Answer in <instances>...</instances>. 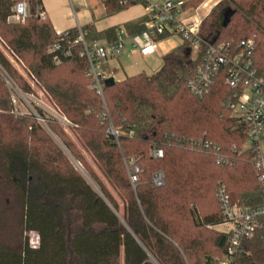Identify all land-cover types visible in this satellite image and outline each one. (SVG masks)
<instances>
[{
  "label": "trees",
  "instance_id": "1",
  "mask_svg": "<svg viewBox=\"0 0 264 264\" xmlns=\"http://www.w3.org/2000/svg\"><path fill=\"white\" fill-rule=\"evenodd\" d=\"M23 1L28 18L10 22ZM204 1L188 0L183 10ZM42 2L0 0V264H219L229 235L216 229L223 224L218 188L225 186L233 205H264L255 154L243 149L247 128L225 106L224 80L203 98L193 95L187 85L199 60L181 39L154 74L128 77L101 97L79 46L73 58L55 63L52 46L75 40L79 30L59 36ZM135 5L104 2L108 16ZM81 31L88 42L117 38V29ZM200 38L204 50L252 40L254 64L264 71V0H222L202 20ZM6 81L25 95L42 92L69 125L37 107L38 118L16 114ZM202 140L228 161L219 164L214 152L194 146ZM156 147L163 158L153 157ZM130 161L140 170L135 183ZM158 173L161 187L153 182ZM26 233L38 234L37 247ZM241 250V264H264V228Z\"/></svg>",
  "mask_w": 264,
  "mask_h": 264
},
{
  "label": "built area",
  "instance_id": "2",
  "mask_svg": "<svg viewBox=\"0 0 264 264\" xmlns=\"http://www.w3.org/2000/svg\"><path fill=\"white\" fill-rule=\"evenodd\" d=\"M219 3H215L213 7L203 4L211 12ZM120 4H137L144 7L147 20L141 32L128 35L125 30H120L114 41L100 43L88 42L81 28H78L79 35L75 40L61 39L60 41L63 42L54 44L50 49L51 53L57 55L55 63L61 64L63 59L73 58L79 46V54L86 60L93 88L99 96L103 97L105 81L109 79L101 69L103 60L122 56L126 53L128 46L131 52H138L142 56L154 55L161 38L166 34L177 36L188 42L191 45L192 58L199 60L188 81V88L193 95L203 98L217 81L224 80L229 91L225 106L238 123L247 128V142L243 149H250L255 154L252 165L264 186V150L261 145L264 139V71H260L254 64L253 41L207 45L204 50L200 38V26L203 19L200 20L199 17L191 21L182 19L184 1L120 0ZM29 13V4L23 1L14 7L9 21L24 22ZM64 33H58V35L61 36ZM15 113L17 114L16 111ZM60 123L64 127L69 125L65 118ZM110 134L114 135L116 132L112 130ZM194 146L214 152L219 164L228 161V158L221 154V148L210 142L202 140L194 143ZM232 151L237 153L238 149L233 147ZM152 154L156 159L164 156L163 150L159 147L154 148ZM127 169L132 183H135L140 173L138 166L134 161H130ZM153 182L157 187H161L164 184L163 174H156ZM217 196L223 209V224L220 226H226L227 231L223 233L229 235L226 252L219 259V264H241L238 258L242 253L243 243L251 239L257 230L264 228V205L257 209L233 205L223 185L218 188Z\"/></svg>",
  "mask_w": 264,
  "mask_h": 264
},
{
  "label": "rangeland",
  "instance_id": "3",
  "mask_svg": "<svg viewBox=\"0 0 264 264\" xmlns=\"http://www.w3.org/2000/svg\"><path fill=\"white\" fill-rule=\"evenodd\" d=\"M73 1V6L75 11L79 13L82 10H88L91 15V26H93L99 18L105 17L106 13L103 11L104 6L102 0H86V2L82 3V5L78 4L75 0ZM96 1V2H95ZM222 0H220L221 2ZM217 2V0H205L208 6L213 7V5ZM98 3V4H97ZM97 8V9H96ZM210 12L209 8L202 4L197 10H193L190 12V15H195V17H199L201 20L204 18L207 13ZM95 14V16H93ZM78 22L82 24L81 17L78 14ZM77 23V21L75 20ZM82 28L85 30V26L82 24ZM86 32V31H85ZM181 39L177 36H172L170 38L164 39L160 41L159 48L156 54L151 56H142L140 53H129V49L126 53L118 58H108L101 62V69L106 74V76H110L114 78L116 81H123L128 77L137 75L139 73H146L148 75L154 74L162 65L163 56L170 52L173 48L177 47L181 43ZM17 68L23 73L20 66ZM7 82V86L10 89L13 103L15 106V111L19 115H36L37 112L35 107L40 108L46 114L47 117L57 119L59 122H63V118L57 112V110L49 103L45 95L37 90V96L34 95H25L20 91L18 87L12 84L9 81ZM38 118V116H37ZM41 124L47 129V125L39 119ZM48 130V129H47ZM262 149L264 150V139L261 141ZM65 150V149H64ZM66 151V150H65ZM67 152V151H66ZM80 172L86 177V179L93 184L89 176L82 170V168L75 162ZM93 186L97 189L96 185ZM217 229L221 232L227 231L226 226H218ZM25 236L29 237L30 245L32 247H37L39 244V237L37 233H26Z\"/></svg>",
  "mask_w": 264,
  "mask_h": 264
},
{
  "label": "crops",
  "instance_id": "4",
  "mask_svg": "<svg viewBox=\"0 0 264 264\" xmlns=\"http://www.w3.org/2000/svg\"><path fill=\"white\" fill-rule=\"evenodd\" d=\"M75 1L80 5H82L83 2L84 3L86 2V0H75ZM105 1L106 0H102L103 6H104ZM170 1H174V2L184 1V2H186L188 0H170ZM219 2H220V0H217L216 4ZM42 8L44 10L45 15L51 21L53 28L57 34L63 33V32H66V31H69V30H72L75 28L83 29L82 24H83V26H85V28L92 25L91 24V22H92L91 15L88 12V10H82L79 13H77L75 11L74 6H73L72 0H43ZM103 11H105V13H106L105 7H104ZM191 11H193V10L184 11V13L182 14V19H184L186 21H191L193 18H196L195 15L194 16L190 15ZM78 14L81 17L82 24H80L78 22L79 21L78 20ZM208 14H209V12L207 13V15ZM93 16H95V14H93ZM204 18H202V19H204ZM75 20L77 21V23L75 22ZM146 20H147V16H146V12H145L144 7L141 5H135L133 7H130L128 9L120 12V13L109 15V16L106 15L105 17L99 18L95 23H93L94 25L92 26V31L94 33L100 34V33L106 32L110 29H117V33L120 30H125L128 35H134L137 33H130L127 30L128 26L131 24H134V23L136 24L140 21L145 24ZM170 37H172V36H170ZM97 42L106 43L109 41L102 40V41H97ZM158 48H159V44H158ZM128 49H129L130 54L135 53L133 51L131 52V49L129 46H128L127 50ZM107 77L111 78L110 76H107Z\"/></svg>",
  "mask_w": 264,
  "mask_h": 264
},
{
  "label": "water",
  "instance_id": "5",
  "mask_svg": "<svg viewBox=\"0 0 264 264\" xmlns=\"http://www.w3.org/2000/svg\"><path fill=\"white\" fill-rule=\"evenodd\" d=\"M118 81H116L113 78H109L105 81V86L106 88H111L113 87ZM52 134V133H51ZM52 136L54 137V139L59 143L58 139L52 134ZM61 145V144H60ZM64 149V148H63Z\"/></svg>",
  "mask_w": 264,
  "mask_h": 264
}]
</instances>
